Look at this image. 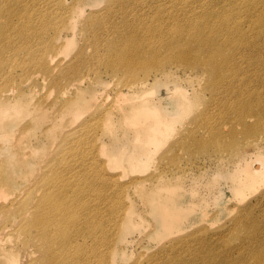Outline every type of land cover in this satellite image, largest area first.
I'll list each match as a JSON object with an SVG mask.
<instances>
[{
  "label": "rangeland",
  "instance_id": "obj_1",
  "mask_svg": "<svg viewBox=\"0 0 264 264\" xmlns=\"http://www.w3.org/2000/svg\"><path fill=\"white\" fill-rule=\"evenodd\" d=\"M169 1L176 4L156 5ZM197 6L236 33L222 35L232 46L220 54L232 56L233 69L218 78L176 63L159 72L132 62L124 65L133 71L110 67L125 41L89 26L90 16L107 19L112 11L117 24L123 11L141 29L167 26V16L156 23L147 13L189 19ZM24 42L33 54L20 48ZM48 53L50 66L57 64L51 71ZM70 81L76 84L62 93ZM7 88L9 101L22 107L0 111L3 177L19 191L47 180L51 163L66 175L84 170L92 177L102 233L112 245L100 246L99 264H256L264 254V117L256 108L254 116L238 117L241 100H264V0H0V94ZM132 105L167 119L161 143L146 142L139 125L151 118L131 122ZM36 112H44L42 124ZM27 260L33 264L32 257L20 262Z\"/></svg>",
  "mask_w": 264,
  "mask_h": 264
},
{
  "label": "bare ground",
  "instance_id": "obj_2",
  "mask_svg": "<svg viewBox=\"0 0 264 264\" xmlns=\"http://www.w3.org/2000/svg\"><path fill=\"white\" fill-rule=\"evenodd\" d=\"M175 4L172 1L166 4L156 3L169 8ZM150 11L147 14L153 21L162 22L161 16H167L170 19L169 24L165 26L153 23L141 29L140 25L134 24L123 11L119 12L123 13L124 22L118 24L112 21L113 16L118 13L115 11H112L107 19L90 16L89 26L93 29L97 28V33L112 38L113 33H116L125 41L117 53L116 62L110 67L132 62L135 66L142 65L147 70L154 68L159 72L165 69V65L176 63L175 66L178 67L181 65L193 69L200 68L204 72L210 71L214 78L225 74L226 70L233 69L227 65L232 61V56L220 53L232 46L223 41L222 35L226 39H232L236 33L229 31V26L221 16H215L209 10L203 12L204 8L201 6L191 9L194 18L189 19L185 18L183 13L182 17H176L171 11L162 12L159 9ZM126 28L128 32L125 31ZM4 34L1 32V35ZM65 40L64 46L67 47L70 39L66 36L62 44ZM113 44L114 39L111 41V45ZM253 45L257 48V45ZM24 46L29 53L35 52L29 43L24 42L20 48ZM47 55L46 62L51 71L57 64L50 66L52 55L49 53ZM124 66L131 71L137 68ZM40 69L48 71L46 65H42ZM61 76L63 78L66 75L62 72ZM53 81L55 85H60V78H55ZM74 84H76L74 81H70L62 88V93H67L69 86ZM137 84L143 85L144 81H137ZM12 91V88L2 89L0 111H7L9 108L20 111L22 107L20 101H9L13 98ZM262 98L258 97L255 100V103L258 102L257 105L246 99L241 100L240 108L244 111L241 110L238 117L254 116L250 115V112L251 109L256 108L255 115L263 118ZM145 106H130L132 113L130 120L135 123L150 117L151 123H141L139 128L142 127L147 131L146 142L158 145L163 140L159 141V139L163 134L164 138L167 133V119L159 115L157 109ZM64 107L72 111L71 100L66 101ZM36 116L37 122L42 124L45 118L44 112L42 114L36 112ZM46 127L53 129L54 121L47 122ZM245 127L247 128V125ZM28 128L29 125L25 127L26 130H29ZM52 165L51 163L47 166L53 173L47 180L44 178L41 182L25 186L22 191H19L18 184L12 182L11 176L6 179L0 171V242L6 243V245L0 243V264H29L28 260L26 263L20 262L22 257L27 259L32 257L33 264H99L100 246L107 243L112 251V245L102 233L103 218L96 206V188L92 177L85 174L84 170L78 175H66L62 171H55L59 168ZM248 173L252 175L251 171ZM28 176L27 180H30V174ZM16 191H19L18 196L14 194ZM261 245L258 244V248L262 247ZM111 254L113 257V252ZM254 261L256 264H264L263 250Z\"/></svg>",
  "mask_w": 264,
  "mask_h": 264
}]
</instances>
